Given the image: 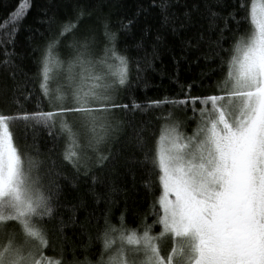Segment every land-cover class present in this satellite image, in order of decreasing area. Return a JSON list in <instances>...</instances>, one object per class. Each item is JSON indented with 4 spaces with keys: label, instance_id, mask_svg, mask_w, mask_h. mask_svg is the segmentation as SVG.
I'll list each match as a JSON object with an SVG mask.
<instances>
[{
    "label": "snow or ice",
    "instance_id": "1",
    "mask_svg": "<svg viewBox=\"0 0 264 264\" xmlns=\"http://www.w3.org/2000/svg\"><path fill=\"white\" fill-rule=\"evenodd\" d=\"M31 7V0L18 2L0 24V70L8 73L14 94L23 93L32 79L15 51L16 36ZM153 8L158 10V27L151 50L148 27L136 46L144 53V65L150 67L157 58L162 33L171 34L180 39L186 54L199 53L197 61L219 59L212 71L220 72L222 79L212 94L191 96L189 86L188 95L179 100L165 98L144 106L117 102L131 87L133 65L127 48L121 52L118 47L119 34L130 32L140 15L147 20ZM83 15L81 10L75 21L62 22L57 35L45 40V48L37 49L42 55L36 61L35 80L49 110L38 105L37 111L21 109L19 115L0 111V264H264V0H151L136 17L121 22L120 32L105 22L102 47L94 33L76 36ZM37 23L51 31L57 21L48 17ZM189 32L191 37L185 35ZM69 36L67 59L55 61L66 69L56 77L53 90L54 53L59 54ZM229 39L233 43L226 49ZM135 63L139 79L141 62ZM166 106L191 112L188 119L196 127L190 135L182 130L185 121L167 111L157 117L161 123L150 146L145 126L128 121L127 133L125 122L116 116L117 111ZM16 123L23 124L25 140L27 132H33L30 148L16 142ZM38 129L54 142L47 164L35 144ZM122 134L143 154L136 163L157 178L160 193L152 208L153 224L145 221L141 229H129L122 215L116 227L110 213H104L103 225L97 221V251H90L89 237L84 252L73 250L71 259L63 247L58 258L48 256L47 250L55 251L48 224L57 219L61 181L91 175L95 183L94 169L114 163L112 145ZM61 140L58 166L52 154ZM146 187H152L151 180ZM69 220L78 222L75 214ZM156 224L161 231L153 234ZM67 226L61 218L56 231L63 233ZM79 254L83 260L76 258Z\"/></svg>",
    "mask_w": 264,
    "mask_h": 264
},
{
    "label": "trees",
    "instance_id": "2",
    "mask_svg": "<svg viewBox=\"0 0 264 264\" xmlns=\"http://www.w3.org/2000/svg\"><path fill=\"white\" fill-rule=\"evenodd\" d=\"M22 0H0V24L7 18L14 8ZM183 2V0H182ZM192 3V0H188ZM235 2V0H231ZM32 7L28 11L26 18L20 25V30L16 36L15 51L18 54V62L24 66L26 76L32 78L23 93H13L12 81L8 79V73L0 70V111L6 114L19 115L20 110L34 112L39 109L49 110L47 98H45L35 80L37 72V58L42 55L37 49L45 48V40L49 36H55L60 30V24L67 21H75L77 14L83 10V17L80 20L76 36L84 38L95 34L102 47L103 24L107 22L112 31L120 32L121 22L136 17L137 11L141 8L149 7L151 0H31ZM230 9L225 10L226 12ZM157 9H151V15L145 19L140 15L138 23L133 26L130 32H120L118 47L121 52L127 48V55L133 61L131 87L120 93L118 103L129 104L133 101L144 106L152 101L163 100L165 98L179 100L185 98L191 86V96H202L212 94L215 91L216 82L222 79L220 72H213L219 64V59L208 60L201 58L197 61V54L185 53L181 41L171 34L163 35V42L158 47V56L152 60L151 66L144 65L142 61L143 51L137 49V44L141 42L143 28H150V44L155 40L156 27H158ZM45 13L47 15H45ZM245 13H241L237 19H241ZM54 17L57 21L48 31L47 25L37 23L38 19L47 20ZM248 27L244 24V28ZM39 29L43 33V38L34 30ZM191 37L192 32L185 33ZM72 39L69 36L63 44L59 46L58 56L60 60H66L69 50L65 47ZM233 41L229 39L224 43V48L232 46ZM64 47V48H63ZM63 48V49H62ZM2 51V50H0ZM99 53V48L97 49ZM224 58H228L227 53H223ZM136 61L141 62L139 79H137ZM14 95L18 98V103L14 102ZM25 97H28L25 99ZM172 111L176 118L185 121L182 129L187 134L195 126L194 121L188 119L191 112L182 108H165L147 110H137L135 112L117 111V118L125 122V132L130 133L127 122L131 121L136 127L145 126V137L149 145L155 142L153 133L158 134L161 121L157 117L161 113ZM16 142L22 149L26 146L30 148L33 144V132H27L25 140L24 126L16 123L12 126ZM35 144L42 154L41 159L46 160L49 150L53 149L54 142L43 129H38L35 133ZM64 147L61 140L55 146V153L52 159L57 165H61L60 152ZM116 153L114 163L107 165L102 170H95V183L89 177H80L72 183L61 181L62 193L57 208V219L48 224L51 232V242L55 249L47 250L48 256L58 258L61 247L66 250L68 258H72V251L83 253L85 246L89 245V237L92 238L90 251L95 252L100 248V242L95 239L97 234V221L103 225L102 214L110 213L111 222L116 227L120 226V217L123 215L125 225L129 229H141L143 223L153 224L155 217L152 213L153 204L160 193L155 175H151L148 170L139 166L136 162L143 160V154L139 152L131 141L130 136L125 138L122 134L119 143L112 145ZM31 150V149H30ZM66 173L71 176L72 170L66 167ZM151 180L152 187H146ZM75 214L76 224L69 220ZM68 225L63 229V233L56 231V226L60 219ZM161 231L159 224L154 225L153 234ZM167 250V249H166ZM77 259L83 260L84 255L79 254ZM91 259L92 257L89 256Z\"/></svg>",
    "mask_w": 264,
    "mask_h": 264
},
{
    "label": "rangeland",
    "instance_id": "3",
    "mask_svg": "<svg viewBox=\"0 0 264 264\" xmlns=\"http://www.w3.org/2000/svg\"><path fill=\"white\" fill-rule=\"evenodd\" d=\"M56 60H60V59L58 56L54 55V63H53L52 72H51V76L53 77V79L50 82V87L53 90L57 87V84H58L56 77L58 76V74L64 72L66 69V65H63V66L57 65L55 62ZM195 127H196V123H195V126L193 127V129L190 131L189 135L192 133V131L195 129Z\"/></svg>",
    "mask_w": 264,
    "mask_h": 264
}]
</instances>
